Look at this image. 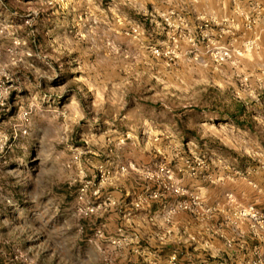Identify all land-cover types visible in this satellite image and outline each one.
<instances>
[{"label":"rangeland","instance_id":"obj_1","mask_svg":"<svg viewBox=\"0 0 264 264\" xmlns=\"http://www.w3.org/2000/svg\"><path fill=\"white\" fill-rule=\"evenodd\" d=\"M0 264H264V0H0Z\"/></svg>","mask_w":264,"mask_h":264}]
</instances>
